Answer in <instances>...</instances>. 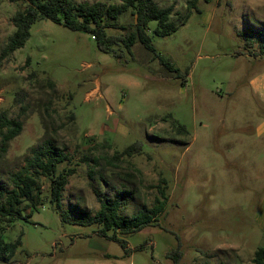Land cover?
Segmentation results:
<instances>
[{"label": "rangeland", "instance_id": "rangeland-1", "mask_svg": "<svg viewBox=\"0 0 264 264\" xmlns=\"http://www.w3.org/2000/svg\"><path fill=\"white\" fill-rule=\"evenodd\" d=\"M76 4L121 0H73ZM173 8L178 29L148 35L164 69L136 43L101 52L92 34L35 22L25 45L0 61V113L22 123L3 149L0 186L26 165L29 149L51 147L72 169L62 197L69 221L99 209L95 192L120 199V216L152 208L167 184L164 211L152 226L117 237L61 221L47 202L3 220L4 242L20 241L0 264H253L264 245V0H154ZM25 0H0V51ZM186 18L185 23L179 18ZM109 35L133 30L130 11ZM184 127V129L182 128ZM131 145L141 152L121 155ZM30 215L27 217L26 215ZM108 235H112L109 232Z\"/></svg>", "mask_w": 264, "mask_h": 264}, {"label": "trees", "instance_id": "trees-1", "mask_svg": "<svg viewBox=\"0 0 264 264\" xmlns=\"http://www.w3.org/2000/svg\"><path fill=\"white\" fill-rule=\"evenodd\" d=\"M18 1V0H12ZM199 0H190L188 9H196ZM209 3V0H202ZM27 6L12 16L13 33L8 37L5 46L0 51V61L8 59L16 50L21 49L30 37L31 26L40 20H48L60 24L65 28L92 34L98 49L105 54H115L121 44L127 53L131 54L132 47L138 43L144 50L153 54L161 66L168 72H176L172 64L155 52L148 35V25L155 22L153 33L166 37L174 33L178 26L171 20L173 8L159 7L154 0H121L120 4L107 5L102 2L76 4L73 0H25ZM130 11L134 18L133 30L123 36L109 35L111 29L124 30V27L116 26L119 17ZM186 22L184 17L179 18ZM184 129V127H182ZM22 129V123L9 119L5 113H0V142L3 149L6 144L17 137ZM30 158L19 172L12 175L10 181L12 188L7 190L0 186V262L7 263L14 256L20 241L4 242L3 220H16L21 218L25 209H34L44 202L41 197L42 187L40 183L48 181V197L53 208L59 213L62 222L83 227H92L94 232L102 238L116 242L125 248V243L117 237L132 235L157 221L158 216L164 211L168 200L166 192L167 184L157 186L158 198L152 208L144 207L138 214L130 218L120 216L121 200L110 201L106 195L95 192L99 203V209L94 216L80 213L81 217L72 222L68 213L62 211V197L72 169L58 170V166L65 160V156L53 148L40 146L29 149ZM141 152V147L131 145L126 147L121 155L130 156ZM29 217L30 215H26ZM112 232V235H108ZM180 252L178 246L167 255L173 264H179ZM253 264H264V245L259 247L252 259Z\"/></svg>", "mask_w": 264, "mask_h": 264}]
</instances>
